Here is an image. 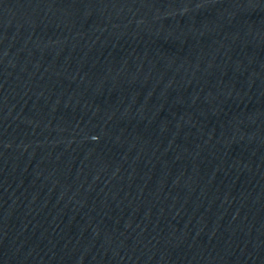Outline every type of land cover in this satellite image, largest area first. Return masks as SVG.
Masks as SVG:
<instances>
[{
    "label": "water",
    "instance_id": "95a60500",
    "mask_svg": "<svg viewBox=\"0 0 264 264\" xmlns=\"http://www.w3.org/2000/svg\"><path fill=\"white\" fill-rule=\"evenodd\" d=\"M0 264H264V0H0Z\"/></svg>",
    "mask_w": 264,
    "mask_h": 264
}]
</instances>
